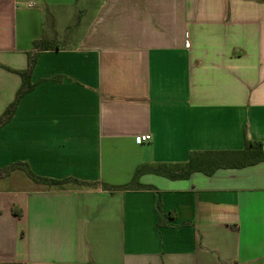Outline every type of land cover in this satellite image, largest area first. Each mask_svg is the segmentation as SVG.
<instances>
[{
    "label": "crops",
    "instance_id": "crops-1",
    "mask_svg": "<svg viewBox=\"0 0 264 264\" xmlns=\"http://www.w3.org/2000/svg\"><path fill=\"white\" fill-rule=\"evenodd\" d=\"M39 40L55 49L0 127V168L94 185L0 178V264H264V162L102 188L264 150V0H0V115Z\"/></svg>",
    "mask_w": 264,
    "mask_h": 264
},
{
    "label": "trees",
    "instance_id": "trees-1",
    "mask_svg": "<svg viewBox=\"0 0 264 264\" xmlns=\"http://www.w3.org/2000/svg\"><path fill=\"white\" fill-rule=\"evenodd\" d=\"M55 49V46L44 42L43 40L36 41L32 44L31 51L26 53V67L24 70L15 71L20 78V86L15 93L13 101L4 109L0 115V127L8 123L14 115L16 107L20 99L32 91L36 86V83L31 82V74L38 59L39 53L46 50ZM53 81H61V77H55ZM264 162V150L262 145L258 142L250 141L244 138V148L240 151H220V152H193L189 155L188 161L181 166H166L160 165L154 168L146 170L145 168H139L133 175L132 182L129 185L121 187H108L102 185L104 190L109 192L114 191H128L136 185L138 177L146 171L156 175L164 176L170 180H184L187 179L192 173H202L206 176L212 175L218 169H240L248 166ZM21 171L26 177L35 184L44 185L48 188L61 187L64 185H75L79 187L93 186L94 184H88L77 181L72 178H66L63 180H53L45 177L35 175L29 167L24 163H14L5 168H0V178L9 175L13 171ZM156 211L158 213V221L156 228L166 227L164 222L165 217L167 219H173L171 214L164 216L160 212L159 200L156 202Z\"/></svg>",
    "mask_w": 264,
    "mask_h": 264
},
{
    "label": "built area",
    "instance_id": "built-area-1",
    "mask_svg": "<svg viewBox=\"0 0 264 264\" xmlns=\"http://www.w3.org/2000/svg\"><path fill=\"white\" fill-rule=\"evenodd\" d=\"M148 139H149L148 136L143 135V136H139V137H137V138H136V142H137L138 144H142V143H144V142H147Z\"/></svg>",
    "mask_w": 264,
    "mask_h": 264
}]
</instances>
